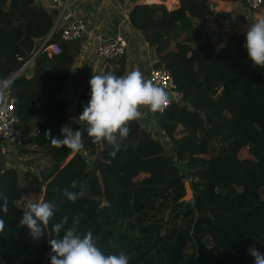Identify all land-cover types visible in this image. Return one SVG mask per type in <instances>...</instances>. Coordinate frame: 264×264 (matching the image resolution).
<instances>
[{
  "label": "trees",
  "instance_id": "obj_1",
  "mask_svg": "<svg viewBox=\"0 0 264 264\" xmlns=\"http://www.w3.org/2000/svg\"><path fill=\"white\" fill-rule=\"evenodd\" d=\"M177 1L173 8L139 1L128 17L153 50L151 65L170 71L181 100L153 114L154 122H130L127 148L113 158L111 147L93 143L86 124L75 120L70 127L83 131L82 150L51 145L46 133L60 136L65 125L60 93L78 40L60 37L55 6L0 0V77L13 75L15 129L29 133L16 146L21 166L9 164L0 142V203L7 197L0 264H51L52 224L65 215L69 224L78 217V231L91 230L106 255L123 252L129 264H254L250 248L264 253V171L258 184L213 174L227 160L248 171L264 168V68L252 65L244 35L229 36L221 46L211 41L204 26L213 13L210 0ZM48 34L61 51L40 50L19 71ZM125 65L124 52L108 72L122 76ZM89 98L86 84L74 117ZM72 180L80 181L75 189ZM186 180L192 202L180 201ZM65 188L80 194L75 203L63 195ZM219 193L227 203L215 204ZM39 200L51 202L55 212L37 239L19 221L26 205Z\"/></svg>",
  "mask_w": 264,
  "mask_h": 264
},
{
  "label": "clouds",
  "instance_id": "obj_2",
  "mask_svg": "<svg viewBox=\"0 0 264 264\" xmlns=\"http://www.w3.org/2000/svg\"><path fill=\"white\" fill-rule=\"evenodd\" d=\"M243 47L254 67L264 68V16L251 23L245 31ZM10 79L0 80V106L6 102L4 90L11 87ZM90 98L83 106L78 117H73L77 123L86 124L87 135L93 143L104 142L111 147L109 155L115 158L121 147L127 148L124 141L130 133L129 124L141 118V107L149 112L161 114L170 105L171 93L164 87L146 80L137 69L117 76L113 72L93 73L89 80ZM60 136L52 135L49 130L46 135L51 145L56 148L67 147L72 152H79L84 147L83 131H73L68 125L61 126ZM80 184L72 180L69 188L75 189ZM62 190L63 195L75 203L80 194ZM0 203V211L7 212V197ZM55 208L51 202L39 200L26 205L19 221L26 226L33 238H40L48 229L54 217ZM80 220L73 217L69 224V217L64 216L60 222L53 223L51 232L53 238L48 239L50 245L51 264H129V257L119 254H105L97 245V238L91 230L81 234L78 231ZM4 230V220L0 219V231ZM254 264H264V253L250 248Z\"/></svg>",
  "mask_w": 264,
  "mask_h": 264
},
{
  "label": "crops",
  "instance_id": "obj_3",
  "mask_svg": "<svg viewBox=\"0 0 264 264\" xmlns=\"http://www.w3.org/2000/svg\"><path fill=\"white\" fill-rule=\"evenodd\" d=\"M35 1L49 7L54 6L52 0ZM138 2L139 0H68L67 8L64 13L70 12L71 18H83L88 25V29L85 35L77 41V56L61 88L60 95L66 104L65 125L70 126L74 121L72 118L77 110L76 100L78 93L84 85L89 84V80L93 73L99 74L108 72L109 63L115 61L104 59L98 55L94 40L96 31L106 30V32L111 35L119 32L126 39V65L123 75L126 74L129 69H127V67L133 59V55L129 54L131 43L135 46H139L143 53L145 51L144 60H141L138 66L141 67L140 72L143 74L144 78L149 80L148 70L152 66L153 50L148 45L147 41L143 39L139 31L131 25L128 17L130 8ZM211 2L214 4L212 9L213 13L205 19L204 26L211 41L218 46L223 45L229 36L238 34L245 36L246 28L258 18L264 16V4L257 10H251L247 6L245 0H210L209 4ZM164 4L167 8H173L178 5V1L166 0ZM57 12L54 26H57L60 34V27L64 26L68 20L60 17L59 11ZM140 111L142 116L139 120L143 121V123L148 124V121H155V115L149 112L147 108L141 107ZM152 124L153 123L150 125ZM154 127L156 132V123ZM4 151L8 154V157L13 155L8 152L6 144L4 146ZM17 160L18 163L10 161V158L8 161L9 164L12 165H23L20 157L17 156Z\"/></svg>",
  "mask_w": 264,
  "mask_h": 264
},
{
  "label": "built area",
  "instance_id": "obj_4",
  "mask_svg": "<svg viewBox=\"0 0 264 264\" xmlns=\"http://www.w3.org/2000/svg\"><path fill=\"white\" fill-rule=\"evenodd\" d=\"M141 2L151 3H166V0H139ZM54 6L59 11V16L68 20L64 26L60 27V37L63 40H78L85 35L88 29V25L83 18H71V13L65 12L67 8L68 0H52ZM247 6L251 10H257L261 5L264 4V0H245ZM212 10L214 4H209ZM58 21V20H57ZM56 21V23H57ZM236 36V35H234ZM95 47L99 56L107 60H116L121 54L125 52L127 47V41L123 35L119 32L114 34H108L106 30H98L94 34ZM40 50H48L51 53H59L61 47L58 42L50 41V34L42 37L39 41L38 46L22 64L19 71H23L26 67L30 66L33 62L34 55ZM13 75L7 78L0 77V80L10 79ZM149 80L153 83L164 87L171 93L172 102H179L182 97L181 91L176 89L174 79L169 70L163 66H151L148 72ZM6 102L0 106V141L6 143V148L9 153L16 152L17 145L22 142L29 133L21 134L15 129L16 115H15V97L10 94L9 88L4 90Z\"/></svg>",
  "mask_w": 264,
  "mask_h": 264
},
{
  "label": "rangeland",
  "instance_id": "obj_5",
  "mask_svg": "<svg viewBox=\"0 0 264 264\" xmlns=\"http://www.w3.org/2000/svg\"><path fill=\"white\" fill-rule=\"evenodd\" d=\"M129 54L133 55V59L130 65L127 67V69L129 68L127 72L132 71V70H137V69L140 71L141 67H139L138 64L141 60H144L145 51L143 53L139 46H135L133 43H131L129 47ZM263 154H264V150H263ZM17 156L18 155L16 154V152H14L13 156L10 157V161L14 163H18ZM248 169L249 168L245 166L236 165V164H233L230 160H227V161L222 162L221 164L215 165L213 174L216 175L220 171H224L230 176V179H228L227 181L232 180L237 184H258L263 177L264 168H261L262 171L261 170H249L248 171ZM34 196L35 195H30V197H34ZM214 202L215 204H222V203H227L228 200L226 198V195L219 193L216 196Z\"/></svg>",
  "mask_w": 264,
  "mask_h": 264
},
{
  "label": "water",
  "instance_id": "obj_6",
  "mask_svg": "<svg viewBox=\"0 0 264 264\" xmlns=\"http://www.w3.org/2000/svg\"><path fill=\"white\" fill-rule=\"evenodd\" d=\"M184 200L185 202L193 201V190L188 180L185 181V194L180 199V201Z\"/></svg>",
  "mask_w": 264,
  "mask_h": 264
}]
</instances>
